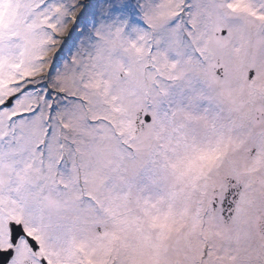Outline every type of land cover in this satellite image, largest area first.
I'll return each instance as SVG.
<instances>
[{
    "label": "snow or ice",
    "instance_id": "1",
    "mask_svg": "<svg viewBox=\"0 0 264 264\" xmlns=\"http://www.w3.org/2000/svg\"><path fill=\"white\" fill-rule=\"evenodd\" d=\"M0 264H264V0H0Z\"/></svg>",
    "mask_w": 264,
    "mask_h": 264
}]
</instances>
